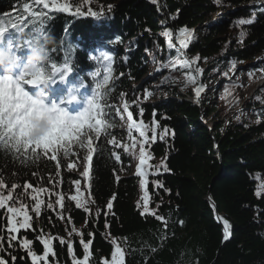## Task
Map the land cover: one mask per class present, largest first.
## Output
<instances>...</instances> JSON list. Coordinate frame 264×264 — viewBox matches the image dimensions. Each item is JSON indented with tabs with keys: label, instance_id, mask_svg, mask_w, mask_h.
I'll use <instances>...</instances> for the list:
<instances>
[{
	"label": "trees",
	"instance_id": "obj_1",
	"mask_svg": "<svg viewBox=\"0 0 264 264\" xmlns=\"http://www.w3.org/2000/svg\"><path fill=\"white\" fill-rule=\"evenodd\" d=\"M25 2L33 10L48 12L43 5L35 6L33 0H0V18L15 22L17 17H26ZM58 2L66 3L73 13L78 7L84 15L49 13L51 19L46 18L45 30L55 40L49 46L50 60L46 68L51 71L52 63L58 66L69 63L73 69L69 88L83 82L90 94L89 100L96 83H102L108 74L109 62L101 53L110 54L111 78L102 91L107 93L105 111H110L114 117L115 126L109 132L122 146L116 148L108 143L111 137L102 134L97 139L93 134L95 151L90 179L84 187L80 186L82 201H89L88 212L77 208L75 201L69 199L76 194L71 182L83 183L77 172L84 169L86 146L73 144L70 157L64 158L62 154L58 157L59 176H56L55 161L42 158L35 163L31 160L21 163L23 158L14 159L0 150V174L6 178L8 188L14 181L21 185L14 195L23 191L24 182H29L34 187L43 186L65 196L63 209L55 204L53 209H48V201L54 202L57 196L40 193L44 204L39 216L32 212L34 202L27 197L32 228L16 233L17 241L12 242L14 247L11 248L5 228L6 209H0V236L4 237L0 258L6 264H31L27 252L19 247V240L31 239L33 249L42 255L43 245L36 239L42 234L53 238L54 255L49 254L47 264H73V255L83 260L82 239L85 243L91 241L86 264H105L106 261L110 264L116 244L125 253V264H264V197L256 195L259 179L264 180V104L257 99L258 94L260 99L263 94L258 89L247 104L253 123H247L244 118L236 119L237 115L219 119L208 94L201 95V106L187 101L181 94L178 76L189 72L180 70L179 65L174 69L163 67L169 60L185 58L178 57L175 49L169 50L168 38L163 33L171 30L172 42L179 47L177 33L183 28L191 30L194 38L188 48L181 51L188 59L199 58L196 66L202 72L198 81L205 90L212 75L231 69L232 62L236 67L251 63L258 56L263 58L264 6L255 4L254 0ZM89 9L97 13L98 18L91 15ZM253 16L252 24L238 23L240 19ZM29 19L22 22L27 23ZM241 31L245 32L243 40ZM16 35L9 31L3 36V43L13 42ZM150 70L155 73L153 76L149 75ZM93 72L98 75L93 77ZM147 92L152 95L147 96ZM184 93L193 99L191 91ZM124 102H131L129 110L135 120L143 119L149 127L153 119L160 124L156 142L145 145L151 159L142 167L148 172V184L144 188L141 187L143 178L131 174V160L139 161V144L132 148V141L128 139ZM111 105L120 108L123 120ZM214 116L218 118L213 120ZM165 127L168 134L160 139ZM148 135L150 137L151 133ZM133 137L143 139L135 131ZM124 146H128V151ZM113 151L120 155V161L115 160ZM162 162L169 171L161 169L156 173L155 166ZM69 163L73 165L71 169ZM34 172L38 174L33 175ZM57 180L60 184L53 188ZM157 181L163 187L157 188ZM8 188L4 189L5 195ZM146 190L149 212L141 215ZM207 196L222 221L227 220L230 225L229 238L224 243L222 229L206 201ZM109 200L112 202L110 211ZM153 212L155 215L151 214ZM156 216L163 220H157ZM60 239L65 243L60 244ZM69 242L73 247L71 255L67 250Z\"/></svg>",
	"mask_w": 264,
	"mask_h": 264
},
{
	"label": "snow or ice",
	"instance_id": "obj_2",
	"mask_svg": "<svg viewBox=\"0 0 264 264\" xmlns=\"http://www.w3.org/2000/svg\"><path fill=\"white\" fill-rule=\"evenodd\" d=\"M155 3L156 0H153ZM220 0H217L219 3ZM35 6L43 5V9H47L48 12L43 10H33V7L30 6L29 3L25 2L23 4V13H26V17H17L15 22L8 21L5 22L2 18H0V37L3 36L5 31H14L15 33L19 34L24 32L30 27V24L35 20H40L42 22H46L47 19H51L49 13H69L72 15H84L80 11V8H76L75 13H73L70 7L66 3H59L58 0H33ZM89 13L93 16H97L98 14L91 12L89 9ZM27 23H23L22 21L28 19ZM174 18V17H173ZM254 16L249 19H240L238 23L240 25L244 24H252L254 23ZM165 37L168 38V48L169 50L175 49L178 57L183 56L184 59H177V60H169L167 64L163 65V67H171L175 68L179 65L180 68H187L190 69L189 73H187V81L190 84H197L199 74L202 72V69L196 66L198 57L195 59H188L182 49H187L189 46V42L194 38V34L191 30L186 28L180 29L177 33V40L179 47L172 42L173 32L171 30L165 31L163 33ZM245 36V32L241 31L240 37L243 40ZM102 58L105 61H108V65L106 67V74L103 78L102 83H96L95 88L92 90L93 95L92 98L87 101V106L83 112H81L77 116H69L65 111L60 112V117L62 120H67L68 127L63 131L60 136H52L49 140L41 143L33 144L31 141L25 139V120L26 115H18L15 121H10L8 119L7 113L9 112L10 108H15V110L19 112H23L24 105L16 107L12 103L11 95L0 100V150H3L5 154H11L14 159H21V163L31 160L33 163L41 160L42 158H46L49 161H55V167L57 169L56 176L60 175V162L58 157L62 154L64 158L70 157L72 152V145L76 144L80 147H87V155L84 157L86 163L84 165V169L82 172V176L86 179H90V167L93 161V154H94V146H93V134L95 138H100L103 134L104 136L111 137L108 140L109 144L114 145L116 148L121 147V142L113 136L109 129L114 127V117L110 111H105V107H108L106 102L107 93L102 91L108 85L109 80L111 78V56L109 53H101ZM232 69H235V62H232ZM72 67L69 63L65 62L63 65L58 66L56 63L51 64V71L47 68L41 69V71L37 74H34L32 78L26 83L28 85H34L38 82L39 79L43 78V74L45 71L50 72L53 77L58 79H64L68 74L72 72ZM195 73V74H193ZM93 77L98 75V73H91ZM227 75V73H225ZM20 80H23L24 77L21 75L19 77ZM0 81H4L3 77H0ZM235 85H233L234 87ZM147 91V90H146ZM204 91L203 85L197 86L195 88V96L197 98V102H199V98L201 93ZM16 93L19 97L23 100L28 99V93L23 89L20 84H16ZM152 92H147V96H151ZM259 99V97H257ZM102 101H105V104L102 105ZM131 102H124L123 103V113H127L126 122H127V129H128V139L132 141V148H135L137 144H139V164L141 167L137 168V174L139 177H142L141 180V187L144 188L148 184V172L142 170V167L147 163L149 159H151V152L145 150V145H149L151 143L156 142L157 140V130L160 129V124L157 120H152V126L149 127L145 123L143 119L139 121L133 118V112L129 110ZM112 108H115L116 114L120 116V119L123 120L124 116L120 111V108L116 105H111ZM141 109V114H142ZM83 130V131H82ZM133 131L139 133V137L143 138L142 141L133 137ZM151 133L149 137L148 133ZM168 134L167 127L163 128L160 132V139H163L165 135ZM85 140H87V145H85ZM42 150V151H38ZM124 150L128 151V146H124ZM51 153V155H49ZM112 155L114 156L116 161H120V155L113 151ZM73 165L71 163L68 164V168L71 169ZM165 172L169 171L166 163L162 162L160 165L155 166V172L159 173L160 170ZM38 173H33V175H37ZM118 180V177H117ZM49 182L52 183V177L50 174ZM75 186V195H70L69 199L71 201H75V206L77 208H83L85 212L89 211L87 204L89 201H82L81 199V188H80V181L74 180L71 182ZM60 184V181H55L53 183V188L57 187ZM157 188L163 187L159 181L155 182ZM21 185L18 181H14L11 183V187L8 188L7 180L3 174H0V209H6L4 215L7 217V223L5 225L6 231L8 233V247H14L13 241H17L16 233H19L21 229L28 230L32 228V217L29 215L27 209L29 207L28 203H26V198L30 196L31 201L34 203L31 205L32 212L36 213L37 216L40 215L41 207L44 204L43 199L39 196L40 193L50 192L49 189L43 186H36L34 187L29 182H24L22 185L23 191L20 193H15L17 188H20ZM90 188V184L87 185ZM8 188L7 194L5 195L4 189ZM31 189L32 191L29 192L28 190ZM259 191L257 195H259ZM50 195H56L57 199L53 202L49 200L47 203L48 209H53L54 204L59 205L61 209L65 207L64 200L65 196L63 193H54L50 192ZM115 199V196L112 197ZM148 191L144 192L143 196V211L141 215L149 212L148 207ZM94 202V201H91ZM107 208L109 211L112 209V202L111 200L107 203ZM155 215V213H151ZM99 215V212H97ZM157 220H163V217L156 216ZM222 218L217 217V220H221ZM182 223V222H181ZM224 226V239L227 240L229 238V230L230 225L227 220H223ZM105 227H108L107 221L105 222ZM42 232V230H41ZM91 235V233H89ZM39 240L40 244L43 245V254H38L32 247L33 241L28 238H23L19 240V247L22 248L25 252H27L28 256L31 258V264H41V261H44V264H47V258L49 254H53L52 249V237H45L42 234L36 237ZM4 240L3 236H0V252L4 250L2 241ZM60 244H64L65 240L60 239ZM91 241L85 243L83 239L81 240V244L84 249V258L83 260H77L76 257L73 255V264H86L88 260V253H89V246ZM113 244H116L113 241ZM68 253L71 255L73 253L72 244L69 242L67 245ZM154 250V249H153ZM15 260V256L12 257ZM0 264H6L5 260L0 258ZM107 264V261L105 262ZM110 264H125V253L121 249V247L116 244L114 250L111 252V261Z\"/></svg>",
	"mask_w": 264,
	"mask_h": 264
},
{
	"label": "clouds",
	"instance_id": "obj_3",
	"mask_svg": "<svg viewBox=\"0 0 264 264\" xmlns=\"http://www.w3.org/2000/svg\"><path fill=\"white\" fill-rule=\"evenodd\" d=\"M9 31H5V36ZM17 34V33H16ZM0 37V100L11 95L12 103L19 107L24 105L23 112H17L10 108L7 113L10 121H15L18 115H26L24 132L25 139L33 144L49 140L52 136H60L69 126L67 120H62L60 112L64 111L59 104H47L49 99V85L57 78L50 72L45 71L43 78L34 85V94L28 93L25 101L16 93V84L22 87L28 85L34 74L45 69L50 60V45L55 38L45 30V22L35 20L30 27L16 35L11 43H3ZM24 79L20 80L19 77ZM63 81V79H59ZM84 87L83 82L79 86L70 87L68 94L62 103L77 101L80 89ZM24 89V87H23ZM25 90V89H24Z\"/></svg>",
	"mask_w": 264,
	"mask_h": 264
},
{
	"label": "rangeland",
	"instance_id": "obj_4",
	"mask_svg": "<svg viewBox=\"0 0 264 264\" xmlns=\"http://www.w3.org/2000/svg\"><path fill=\"white\" fill-rule=\"evenodd\" d=\"M255 4L264 6V0H254ZM216 20V17L213 18ZM180 68V67H179ZM236 70L228 69L222 73L219 71L212 75V78L207 83V90L204 89L202 93L208 94L211 97V104L216 107L219 119L228 117L230 115H237L236 119H246L247 123H253L251 112L248 111L247 104L254 99L252 95L260 89V93L263 94V98L259 101L264 104V57L258 56L253 62H245L237 65ZM254 68V69H250ZM189 72L190 69L180 68ZM227 73V75H225ZM155 73L150 70L149 75L153 76ZM233 85H235L233 87ZM177 86L181 90V94L188 101L192 99L185 96L184 91H191L195 94V88L198 83L193 85L188 83L187 75L178 76ZM258 87V88H257ZM260 97V95L258 94ZM201 106V102L199 103ZM247 115V116H244ZM76 116V114L74 115ZM218 116H214L212 119H217ZM226 119V118H225ZM127 123V122H126ZM141 167L139 161L132 159L130 164L131 174H137V168ZM83 170L77 172L78 177L83 178V183L80 181V186H85L87 181L82 176ZM259 191V195L257 192ZM257 197H264V180L259 179L256 190Z\"/></svg>",
	"mask_w": 264,
	"mask_h": 264
},
{
	"label": "water",
	"instance_id": "obj_5",
	"mask_svg": "<svg viewBox=\"0 0 264 264\" xmlns=\"http://www.w3.org/2000/svg\"><path fill=\"white\" fill-rule=\"evenodd\" d=\"M258 88V87H257ZM196 102H197V98H195ZM197 103H200V99H199V102ZM206 201L207 203L209 204V206L211 207V209L213 210V213H214V217H215V220L217 222V224L221 227L222 229V243H224L226 240L224 239V226H223V221L222 219L221 220H217V217H220L219 214L216 212V208H215V204L213 203V201L209 198V196H207L206 198ZM221 218V217H220Z\"/></svg>",
	"mask_w": 264,
	"mask_h": 264
}]
</instances>
